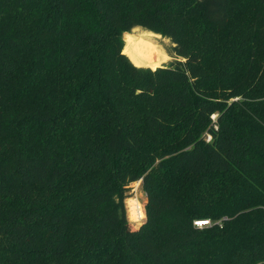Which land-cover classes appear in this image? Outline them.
<instances>
[{"label": "trees", "instance_id": "16d2710c", "mask_svg": "<svg viewBox=\"0 0 264 264\" xmlns=\"http://www.w3.org/2000/svg\"><path fill=\"white\" fill-rule=\"evenodd\" d=\"M0 264H264V0H0Z\"/></svg>", "mask_w": 264, "mask_h": 264}, {"label": "bare ground", "instance_id": "6f19581e", "mask_svg": "<svg viewBox=\"0 0 264 264\" xmlns=\"http://www.w3.org/2000/svg\"><path fill=\"white\" fill-rule=\"evenodd\" d=\"M137 30L138 28L132 33L125 34V47L123 52L128 55L135 65L146 66L152 69L163 66V63L169 59V55H167L165 51H163L164 49L162 50L158 44V40L161 39L162 36L149 31L137 33ZM131 206L132 215L140 219V207L135 200L131 202Z\"/></svg>", "mask_w": 264, "mask_h": 264}, {"label": "rangeland", "instance_id": "374dc122", "mask_svg": "<svg viewBox=\"0 0 264 264\" xmlns=\"http://www.w3.org/2000/svg\"><path fill=\"white\" fill-rule=\"evenodd\" d=\"M134 31V30H133ZM132 31V32H133ZM145 30L143 29H138L136 32L140 33V32H144ZM158 44L160 45L161 49L163 51H165V53L167 55H169V59L163 63V65H167L169 64L171 61H174L177 57L173 51V43L171 42V40L167 39V38H163L161 37V39L158 40ZM163 46V47H162ZM128 56V55H127ZM146 67V66H144ZM149 68V67H148ZM136 201L137 204L139 205L140 207V212H142V216L140 219H137L135 218L133 215H132V212H131V209H132V206H131V202L133 201ZM146 200V195H145V192L142 188V181L139 180L137 182H134L131 184V192H130V196L128 197V199L126 200V206H127V212H128V218L130 220L131 223L134 224V226L136 227H139L141 224H142V220L143 218L145 217V213H144V201ZM130 210V211H129ZM133 218V219H132ZM135 219V220H134ZM207 222L208 220L207 219H202L201 221H197V222ZM211 223H213L211 221ZM206 225H209V222L208 224ZM206 225H202V226H206ZM200 226V227H202Z\"/></svg>", "mask_w": 264, "mask_h": 264}, {"label": "built area", "instance_id": "2783aa9c", "mask_svg": "<svg viewBox=\"0 0 264 264\" xmlns=\"http://www.w3.org/2000/svg\"><path fill=\"white\" fill-rule=\"evenodd\" d=\"M211 140V136H209L208 137V141H210ZM141 216H142V212H141ZM141 218V217H140ZM137 219H139V218H137ZM144 219V218H143ZM143 221V220H142ZM203 222H205V221H203ZM203 222H196L199 226H202L203 224ZM207 222H209V221H207Z\"/></svg>", "mask_w": 264, "mask_h": 264}, {"label": "water", "instance_id": "95a60500", "mask_svg": "<svg viewBox=\"0 0 264 264\" xmlns=\"http://www.w3.org/2000/svg\"><path fill=\"white\" fill-rule=\"evenodd\" d=\"M124 37H125V34H124V36H123V40H124ZM124 43H125V40H124ZM124 47H125V46H124ZM136 66H138V65H136ZM140 67H144V66H140ZM159 67H161V66H159ZM149 68H150V67H149ZM157 68H158V67H157ZM151 69H152V68H151ZM155 69H156V68H155ZM155 69H154V70H155ZM202 224H203V225H206V224H208V222H203Z\"/></svg>", "mask_w": 264, "mask_h": 264}]
</instances>
